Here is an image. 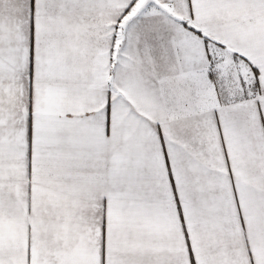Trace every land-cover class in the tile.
Instances as JSON below:
<instances>
[{"label":"snow or ice","instance_id":"snow-or-ice-1","mask_svg":"<svg viewBox=\"0 0 264 264\" xmlns=\"http://www.w3.org/2000/svg\"><path fill=\"white\" fill-rule=\"evenodd\" d=\"M0 264H264V0H0Z\"/></svg>","mask_w":264,"mask_h":264}]
</instances>
